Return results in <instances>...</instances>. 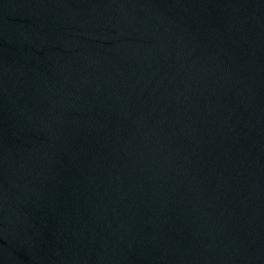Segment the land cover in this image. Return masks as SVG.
Wrapping results in <instances>:
<instances>
[{
	"label": "water",
	"instance_id": "obj_1",
	"mask_svg": "<svg viewBox=\"0 0 264 264\" xmlns=\"http://www.w3.org/2000/svg\"><path fill=\"white\" fill-rule=\"evenodd\" d=\"M0 264H264V0H0Z\"/></svg>",
	"mask_w": 264,
	"mask_h": 264
}]
</instances>
